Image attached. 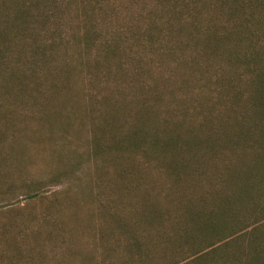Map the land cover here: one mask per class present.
<instances>
[{"label":"rangeland","instance_id":"obj_1","mask_svg":"<svg viewBox=\"0 0 264 264\" xmlns=\"http://www.w3.org/2000/svg\"><path fill=\"white\" fill-rule=\"evenodd\" d=\"M135 1L133 8L139 9V0ZM107 2L123 6L127 1ZM62 6L63 18L58 21L57 32L54 31L55 35L61 32L64 36L61 40L55 38L62 48L35 56L37 60L32 64L36 67L31 68L21 65L25 64V57L18 53L21 44L15 41L25 36L19 29L27 28L28 32L32 27L45 28L39 21L45 14V3L0 0V40H3L0 43L10 45L0 56V264H167L179 246L169 243L165 233L170 235L172 228L178 227L171 234L176 237L188 225L200 232L197 228L200 224L190 221V214L207 210L211 202L223 205L235 197L234 188L228 186L233 182L224 179L229 176L225 166L236 167L234 163L244 152L234 151L232 158L212 153L214 163L208 162L205 147L197 143L203 131L206 135L212 133L205 124L207 121L201 120L198 127L193 122V127L188 128L190 114L182 119L181 108L190 110L192 100L196 103L205 92H188L190 67L183 65V60L190 57V50L183 51L181 57L176 54V64L171 61V52L170 57L165 54L143 57L147 73L142 79L149 74L154 79L162 75L158 114H154L150 92L146 85L137 83L140 69L128 64L126 56L121 60L126 66L119 68L110 53L107 56L110 61L96 64L97 86L90 84L88 73L92 62H98V57L105 54L99 55L102 52L98 45L91 51L88 48L86 40L98 44V31L91 30L90 38L83 37L84 25L91 26L87 15L92 12V18L103 22L101 17L111 19L112 14L90 11L93 7L90 0H65ZM1 20H7L8 24ZM43 40L42 48L51 43L45 37ZM9 66L15 70L11 79L5 75ZM164 79L168 80L167 85L163 84ZM133 85L138 89L129 87ZM170 92L175 96H170ZM95 93L104 99L97 98ZM142 93L144 105L121 98ZM181 100L184 101L179 105ZM95 109H100V113ZM105 113L125 123L143 114V148L123 149L118 155L112 152L114 156L109 150L103 153L99 147L93 156V132L96 138L110 136L100 127ZM246 119L241 122L249 121L248 125L257 132L261 130L259 119L252 123ZM180 134L183 142L166 141ZM154 138L167 147L152 149L149 142ZM262 149L257 144L248 149L244 160L238 163L240 174L250 163L257 173L264 175ZM136 176L138 181H133ZM130 183L134 186L127 187ZM217 184L221 187H215ZM256 188L253 186L249 202L230 200L232 216L218 218L219 227L231 219L239 229L234 232V240L225 237L220 246H236V250L249 246L252 240L257 244L264 239V219L251 216L259 215L264 203L258 197L262 192ZM239 224L244 226L242 230ZM131 230L140 236L141 243L137 246L127 241ZM201 232L204 240H211V232ZM223 232L220 229L217 236L223 237Z\"/></svg>","mask_w":264,"mask_h":264},{"label":"trees","instance_id":"obj_2","mask_svg":"<svg viewBox=\"0 0 264 264\" xmlns=\"http://www.w3.org/2000/svg\"><path fill=\"white\" fill-rule=\"evenodd\" d=\"M64 1L42 0L45 3V14L39 21L45 25L43 30L37 27L29 28L28 32H26L27 28L19 29L25 32L21 41H15L21 44L18 53L21 57H25V64L21 65L35 68L36 66L32 64L37 60L35 56H44V53L50 50L58 52L62 48V44L55 38L61 40L64 36L61 32L55 35L54 31L56 29L57 32L58 21L63 18ZM126 1L124 5L128 3L129 6L111 2L108 5L107 0H90V4L93 5L90 11L100 10L112 14L111 19L101 17L103 22L92 18V12L87 15L91 26L88 28L86 24L84 25L83 37L90 38L89 33L98 31L96 35L98 44H92L91 39L86 40L88 48L91 51L93 46L98 45L99 51L102 52L100 54L98 51L99 55L105 54L101 58L98 57V62H92L88 73L90 84L97 86L99 68H96V64L102 65V60L110 61V59L107 60L110 53L117 59L119 68L126 66L124 62H121L123 56H126L128 64L140 69L138 73L140 80L137 83L139 86L146 85V90L150 92V99L155 105L154 114H158V92L161 85L159 79L162 75L159 74L154 79L155 76L149 74L142 79V75L147 73L143 57L150 59L161 54L170 57L168 53L171 52V61L176 64L175 55L178 54V57H181L183 51L190 50V57L183 60V65L190 67V91L188 92L190 94L205 92L197 98L196 103L192 100L190 110L187 107L181 108L182 119L190 114L188 128L193 127V122L196 123L195 127H198L201 120L207 121L205 124L212 133L206 135L203 131L201 133L203 136H199L197 143L200 144L198 146L205 147V159L208 162L214 163L210 157L212 153H214L213 156L232 158L234 151H238L237 154L244 152L242 157L234 163L236 167L227 168L225 166V171L229 172V176L226 175L224 179L231 180L233 184L229 183L228 186L235 190V197L231 199L237 198L249 202L248 200L253 197V186L255 188L258 186L256 189L262 192L258 197L264 199L262 196L264 195L263 173H257L252 164L246 163L240 174L242 169L238 166V163L246 157L248 149L253 148L255 144L263 146L261 157L264 160V0H139V9L133 8L137 4L135 0ZM83 13L85 14L84 11ZM3 23L8 24V21L4 20ZM101 25L103 27H100ZM107 25L109 28L106 27ZM102 29L105 31L99 32ZM44 37L51 43L42 48ZM188 37L189 39L184 41V38ZM0 41L3 42V40ZM9 48L10 45L7 42L3 45L0 43V56L4 55ZM131 58L133 61L129 60ZM158 69L161 68L158 67ZM147 71L149 73L150 70ZM5 75L11 79L15 75L14 68L9 66ZM121 80L123 83L126 82ZM163 84L167 85L168 80L164 79ZM129 87L138 89L135 85ZM169 95L174 97L175 93L170 92ZM95 96L104 99L98 93H95ZM121 98L128 103L137 101L144 105L143 93L136 97L129 94L128 97L121 95ZM181 101L179 105L184 100ZM103 107L106 110V105ZM95 110L100 113V109ZM144 118L143 114H138L125 123L117 116L112 117L110 113H105L101 123L103 126L100 127L105 134L110 136L103 135L102 138H96V132H93L92 139L95 140L91 145L92 155L99 147L103 153L110 151L111 153L116 152L117 155L121 154L123 149L129 150L134 147L142 149ZM246 118H249L251 123L259 119L261 130L257 132L248 125L249 121L246 124L241 122H246ZM182 137L183 134L177 137L171 136L166 141L169 144L183 142ZM160 143L154 138L149 142V146L155 150L158 147L161 149L167 147L166 144L161 145ZM105 150L107 151L104 152ZM256 155L257 153L254 157ZM101 159L104 160V156ZM138 179L136 176L133 181H138ZM129 186H134V184L130 183L127 187ZM215 187L220 188L221 186L217 184ZM231 199L223 202V205L211 202L210 207L205 210L206 213L202 211L203 209H199L190 214V221L200 224V227H197L200 232L196 233L191 225L184 227L180 231L181 234L176 237L171 234L178 227L172 228L170 235L168 230H165L168 232V234L165 233L167 241L179 246L169 256V264H264V239L257 244L254 240L248 241L249 246H237L236 250V246L219 245L225 237L233 239V235L236 234L234 232L239 230L236 229L237 225L233 224L231 219H227L230 221L226 225L219 227L217 224L219 217L232 216L230 214L233 213V209L229 208ZM249 209L252 210L251 207ZM213 213L216 215H212ZM251 216L253 219H264V203L259 215L252 214ZM239 227L242 230L244 226L239 224ZM220 229L224 231L223 237L217 236ZM201 231L211 232L209 236L211 240H204L203 236H200L203 235ZM127 241H130L132 246L141 243L140 236L133 230L128 234ZM190 243H195L196 246H190ZM183 244L190 247L183 248Z\"/></svg>","mask_w":264,"mask_h":264}]
</instances>
